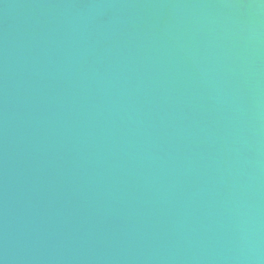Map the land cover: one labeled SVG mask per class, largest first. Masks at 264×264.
<instances>
[{
	"label": "water",
	"instance_id": "water-1",
	"mask_svg": "<svg viewBox=\"0 0 264 264\" xmlns=\"http://www.w3.org/2000/svg\"><path fill=\"white\" fill-rule=\"evenodd\" d=\"M0 264H264V0H0Z\"/></svg>",
	"mask_w": 264,
	"mask_h": 264
}]
</instances>
